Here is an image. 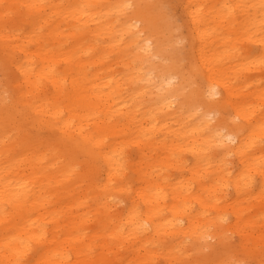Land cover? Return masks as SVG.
Masks as SVG:
<instances>
[{
  "label": "bare ground",
  "instance_id": "obj_1",
  "mask_svg": "<svg viewBox=\"0 0 264 264\" xmlns=\"http://www.w3.org/2000/svg\"><path fill=\"white\" fill-rule=\"evenodd\" d=\"M177 1L0 0V264H264V0Z\"/></svg>",
  "mask_w": 264,
  "mask_h": 264
},
{
  "label": "rangeland",
  "instance_id": "obj_2",
  "mask_svg": "<svg viewBox=\"0 0 264 264\" xmlns=\"http://www.w3.org/2000/svg\"><path fill=\"white\" fill-rule=\"evenodd\" d=\"M177 0H170V4L173 10L170 11V20L173 24L174 27H177V25H179L182 22V13H181V9L177 3ZM179 31L183 34L184 30L183 29H179ZM180 43V46L182 47H186V44L184 42V40H182Z\"/></svg>",
  "mask_w": 264,
  "mask_h": 264
},
{
  "label": "snow or ice",
  "instance_id": "obj_3",
  "mask_svg": "<svg viewBox=\"0 0 264 264\" xmlns=\"http://www.w3.org/2000/svg\"><path fill=\"white\" fill-rule=\"evenodd\" d=\"M127 7L131 8V7H132V5H127Z\"/></svg>",
  "mask_w": 264,
  "mask_h": 264
}]
</instances>
